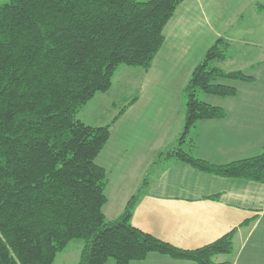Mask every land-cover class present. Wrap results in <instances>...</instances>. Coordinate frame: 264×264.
I'll list each match as a JSON object with an SVG mask.
<instances>
[{"label":"trees","instance_id":"obj_1","mask_svg":"<svg viewBox=\"0 0 264 264\" xmlns=\"http://www.w3.org/2000/svg\"><path fill=\"white\" fill-rule=\"evenodd\" d=\"M184 0H7L0 2V264H54L70 240H81L78 264H129L150 252L196 264L232 250L233 230L183 250L131 224L137 194L108 220V181L96 157L111 124L77 117L97 93L109 90L120 66L148 70L164 43V27ZM264 9V3H258ZM228 56L218 37L183 87V125L176 146L159 159H177L214 176L264 183L260 153L214 164L193 153L196 123L225 111L201 94L234 96L220 79L252 81L241 70L216 66ZM144 184V183H143ZM216 197L217 195H213ZM210 196V197H213ZM253 217L242 224L249 223Z\"/></svg>","mask_w":264,"mask_h":264},{"label":"crops","instance_id":"obj_2","mask_svg":"<svg viewBox=\"0 0 264 264\" xmlns=\"http://www.w3.org/2000/svg\"><path fill=\"white\" fill-rule=\"evenodd\" d=\"M242 1H182L164 27V43L151 67L144 71L120 66L116 70L109 90L93 98L112 107L118 99L121 104L136 99L111 124L96 163L108 178L103 207L106 219L119 216L128 199L139 192L131 215L136 228L183 250L197 249L233 230L231 252L215 255L213 261L264 264V183L214 176L180 160L157 157L176 146L183 125V87L218 37L228 42V56L217 61L224 65L216 66L241 70L253 80L223 82L236 88L234 96L200 95L203 101L221 107L225 116L196 123L193 153L208 162L226 164L262 151L264 55L234 42L260 46L258 35L263 31L256 28L263 23L255 18L264 9L258 8L259 2L248 5L251 13L246 16ZM244 18L255 29L242 28ZM109 117L92 121L84 116L80 120L99 126ZM129 264L196 263L150 252Z\"/></svg>","mask_w":264,"mask_h":264},{"label":"rangeland","instance_id":"obj_3","mask_svg":"<svg viewBox=\"0 0 264 264\" xmlns=\"http://www.w3.org/2000/svg\"><path fill=\"white\" fill-rule=\"evenodd\" d=\"M4 1H7V0H0V2H4ZM256 2L264 3V0H243L242 1V5L245 6V8H244L245 14L244 15H246V16L250 15L251 8H247V6L248 5L252 6V4H254ZM254 15H255V13H253V16ZM255 21L258 23H263V25L259 24L258 25L259 27L256 28L257 30H259V32L263 31V34L258 35V41L260 42L259 43L260 46H253L251 44H245L243 42H234V44H235V46L243 45L244 47H246L245 49H258V51L261 52L262 55H264V12H262L259 16H257V18H255ZM241 26H242V28H246L247 31H251V30L255 29L253 27L254 24L250 23V19H248V18H244V20H242ZM235 29L236 28L234 27V30ZM214 63L217 64L218 66H222V64L224 65V63L218 64L217 61H215ZM226 65H229V64H227V62H226ZM112 81H113V79H112ZM219 81L230 83L233 80H231V79H220ZM106 102H108V101H106ZM117 102H118L117 106L112 107V104L104 105V103H102V102H97V98L94 97L92 100L90 99L82 107V109L79 112V115L77 114V117L80 119V117L82 118V117L86 116V118H88L89 120L95 121V119H97V118H101V119L103 118V120H104V118L110 116L109 121H105L107 123H110L113 120L114 116L117 115L120 107L122 106V104L119 102V99L117 100ZM102 105L105 106L104 110H102V107H101ZM107 123H105V124H107ZM105 124H103V125H105ZM81 248H82V241L81 240H77V239L70 240L66 244V246L60 252H58L56 254L55 259H54V264H78ZM101 264H114V260L112 258H108V260H106L105 262H103Z\"/></svg>","mask_w":264,"mask_h":264}]
</instances>
